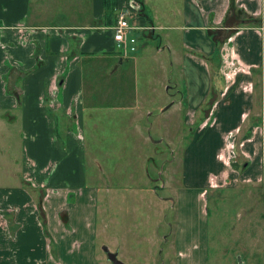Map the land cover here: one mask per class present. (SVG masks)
<instances>
[{
  "label": "crops",
  "instance_id": "obj_1",
  "mask_svg": "<svg viewBox=\"0 0 264 264\" xmlns=\"http://www.w3.org/2000/svg\"><path fill=\"white\" fill-rule=\"evenodd\" d=\"M28 2L0 0V264L109 262L98 254L100 195L86 185L81 127L85 95L120 106L122 87L95 81L115 77L133 55L116 48L110 7L139 29L136 53L162 39L157 51L163 42L183 77L178 105L191 138L176 241L190 218L204 219L209 190L259 189L264 201V0H179L177 9L160 1L149 15L147 0H93L86 25L29 21ZM193 244L200 261H192L204 264L203 227Z\"/></svg>",
  "mask_w": 264,
  "mask_h": 264
},
{
  "label": "rangeland",
  "instance_id": "obj_2",
  "mask_svg": "<svg viewBox=\"0 0 264 264\" xmlns=\"http://www.w3.org/2000/svg\"><path fill=\"white\" fill-rule=\"evenodd\" d=\"M147 1L148 15L154 3L161 1L175 9L179 3ZM156 9L162 7L156 5ZM118 10L110 7L112 20ZM27 14L29 21L35 15V22L46 25L91 24L93 0H29ZM137 36L139 45L143 44V37ZM161 40L146 42L130 60H124V67L109 81L96 79L97 83L122 87L115 98L120 100L118 108H103L105 98L100 93L90 100L85 95L82 143L86 185L97 186L100 195L98 254L106 255L103 247H107L118 252L123 264H195L192 260L195 257L198 263L200 254L194 252L197 244L193 241L201 236L203 227L207 245L204 264H264V201L259 189L209 190L204 219L203 215L190 218L184 225L185 241H176L182 152L191 131L178 105L183 77L177 65L171 66L173 60L163 42L157 51ZM173 46L175 57L180 58L176 35ZM115 99L110 97L107 102L113 104ZM89 104L93 106H86Z\"/></svg>",
  "mask_w": 264,
  "mask_h": 264
},
{
  "label": "built area",
  "instance_id": "obj_3",
  "mask_svg": "<svg viewBox=\"0 0 264 264\" xmlns=\"http://www.w3.org/2000/svg\"><path fill=\"white\" fill-rule=\"evenodd\" d=\"M112 31L113 41L117 50L123 57L135 54L138 51L137 32L139 29L131 23L130 17L126 11H120L118 13ZM228 52L230 53L231 50ZM229 68H231V65H229Z\"/></svg>",
  "mask_w": 264,
  "mask_h": 264
},
{
  "label": "water",
  "instance_id": "obj_4",
  "mask_svg": "<svg viewBox=\"0 0 264 264\" xmlns=\"http://www.w3.org/2000/svg\"><path fill=\"white\" fill-rule=\"evenodd\" d=\"M103 251L106 254L107 260L112 264H123L121 261L117 259V254L109 251L107 247H103Z\"/></svg>",
  "mask_w": 264,
  "mask_h": 264
}]
</instances>
